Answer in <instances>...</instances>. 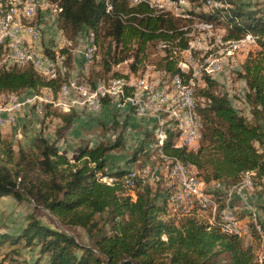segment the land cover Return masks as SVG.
Masks as SVG:
<instances>
[{
	"label": "trees",
	"instance_id": "16d2710c",
	"mask_svg": "<svg viewBox=\"0 0 264 264\" xmlns=\"http://www.w3.org/2000/svg\"><path fill=\"white\" fill-rule=\"evenodd\" d=\"M9 1L0 0V6L8 8ZM50 1L56 5L58 27L66 44L57 50L41 47L49 56L62 57L65 70L48 78L30 64L1 66L0 105L5 104L4 96L30 92L38 99L42 96L39 93L47 89L58 99L61 87L70 80L74 47L85 29L89 45L94 46V57L87 62H91L89 72L79 81L87 83L90 77L91 87L112 79L128 81L130 76H138V71L147 64L164 76L166 71L174 74L170 76L171 84L176 76L181 79L180 67L189 64L181 63L179 67V54L192 52L184 50L191 49L192 40L187 38L192 30L191 19L183 22V18H175L165 10L153 14L151 4L137 5L127 0ZM186 1L188 6L193 5V14L218 30L222 26L225 40L251 35L257 42L259 48L248 54L239 73L248 87L246 100L253 120L234 108L228 93L218 92L219 80L203 64L200 73L202 69L205 73L199 85L195 74L185 69L186 81H181L182 85L194 89L197 82L194 97L197 115L203 120L200 146L196 150L174 147L181 127L166 114L161 126L165 127L164 134L158 128V138L154 134L149 145L154 151L151 159L159 158L160 150L174 161L192 165L204 185L218 182L221 187H233L247 173L264 178V11L246 9L233 0ZM124 63L128 75L114 70ZM123 88L120 86L117 91ZM41 113L47 118H58L64 127H70L79 117L76 109L63 111L52 103L46 104ZM122 142L123 134L114 144L82 145L75 158H69L57 140L46 137L44 130L32 153L24 148L16 152L12 139L0 132V196L34 201L63 226L82 227L94 239L92 245L81 244L68 232L31 215L21 234L2 235L0 245L10 241L38 246L50 264H264L259 252L262 237L253 225L251 238L255 236V242L258 240L257 253L256 243L224 227L221 229L219 214L216 222L211 223L212 213L197 206L189 214L173 213L168 183L164 187L161 181L152 185L141 179L133 189L128 186L129 178L124 177L128 170L107 171L106 155ZM143 149L141 146L140 150ZM215 194L220 211L229 195L224 203L223 194ZM235 213L241 224L250 220L251 225L248 210L235 207ZM109 225V231L105 232ZM262 244L264 247L263 240Z\"/></svg>",
	"mask_w": 264,
	"mask_h": 264
},
{
	"label": "rangeland",
	"instance_id": "374dc122",
	"mask_svg": "<svg viewBox=\"0 0 264 264\" xmlns=\"http://www.w3.org/2000/svg\"><path fill=\"white\" fill-rule=\"evenodd\" d=\"M233 1L249 10L251 9L264 11V0ZM38 3H45V7H41L38 10V13L35 14L32 19L26 20L24 18L28 17L21 16L22 21H19L20 23L24 22L23 24L27 26H37L41 33V37L39 38L40 40L35 41V45L33 42L34 40H32L29 35H26L25 39L26 37L28 38L26 45L32 43L34 45L33 47H37H35L36 49H38V47L41 45H46L52 48V50H57L64 44H66V42L63 38L62 31L58 27V12H56V5L50 0H39ZM192 9V4L185 8L187 14L189 16H192L189 17V19L193 21L192 25L197 24V21H205L197 15L193 14ZM196 11H200V8H196ZM222 34H224V29L222 26L219 30L215 27V25L213 30H206L199 26L196 29L194 35L187 38L189 40H192L191 46L199 44L202 48L197 49L194 52L180 53L179 56L181 60L179 62V67L181 63L193 64V69H190V72L192 74H198V77L196 79L198 80L199 77H201V64H203L207 72L214 78V72H211L208 69V65L206 64V62H208V60H210L212 57L220 60L221 64L228 63L227 71L217 76L220 84L216 89L220 93H228L234 108L238 112L246 116L249 120H253L251 106L246 100L248 87L246 81L239 76V73L241 72L243 62L245 61L248 54L250 52H256L259 47L257 48V42L255 43V39L251 35H247V37H252V42L246 41L240 45L234 43V41L238 40H225ZM202 36H210V39L202 41ZM247 37L240 40L245 41ZM90 43L91 42L88 37L87 30L85 29L77 38V43L73 51L75 62L73 64V67L70 68V80L69 82L64 83V85L73 86L72 94L74 95H84L89 93L91 100H103L102 90H96V88L91 87L92 80L90 79V77L87 80V84L89 86H86V83H81L79 81V79L82 80V76H86V74L90 70L91 62L87 63L84 60L85 53H83ZM30 44L28 46L32 45ZM158 49L160 50L161 48ZM44 55L47 54L44 53ZM57 57L63 59L60 56ZM81 58L82 61H84L82 64V68L81 63H79V60ZM61 68V72L65 70L63 60H61ZM55 70H57V66ZM114 70H117L123 74H129V69H127L126 63L116 66ZM204 73L205 71L202 73V77ZM163 74L164 73L156 70L151 64H147L144 69L138 71V76H130L128 78V81L131 80V82L136 83L139 79H146L150 88L158 89L159 86H163L164 84ZM115 80L116 79H112L107 82H102L104 88H111V92H113L115 90L117 91L120 86L121 88L124 87L121 84H116L117 81ZM197 82H194V94ZM111 92L109 90H106V97L110 100H113V103H119L120 97ZM118 92L120 93V91ZM129 93L130 90H128L127 95L124 97L127 98ZM39 94L46 96L47 99L45 101L40 100L41 97L37 99V95L31 94L30 92H25L23 94L17 95V100H27L31 98L33 101H25V109L24 104H16L17 107L12 108L11 113L18 114V111H20L18 122L15 125H5L0 130V132L12 139L16 152H18L20 148H24V150L30 153L34 152L35 142L37 138L42 134L43 130L48 139L58 141L62 152H64V154H66L69 158H75L78 153L79 147L82 145L89 144L90 146L94 147L101 142L114 144L117 142L121 134H123L122 145L120 144L119 147L115 148L113 151L109 152L106 155L105 160L107 171H127L131 169V172H138V167H141L150 160L162 162V159L160 157L157 159H151L154 151L150 149V143L154 141V134H156L158 138L159 123L161 126L164 123V115H166V113H164L165 111H155L153 109H149L147 113H140L136 111V116L138 118L134 120V118L132 119V117H134L132 116L133 114L130 115V113L125 112V110H117L113 106L108 105V100H105V105L101 111L93 113L87 110H91L92 108H94V101L85 99L70 100L75 96L72 95L70 98V94H68L67 91H60V96L58 99H54V96L49 91V89L44 90ZM171 94H173L171 95V97L174 96V92H172ZM6 98L9 100L8 96H4L3 102L4 100H7ZM39 101L40 103L42 102L44 104V107L46 104L52 103L55 107H58L63 111L76 109L79 113V117L74 121L73 125H71L70 127H64L63 123L58 118H47L41 113L43 110L38 113L37 110L33 108V102L37 104ZM8 103L9 102H5V104H1V106H5ZM151 106H154V104H152ZM127 108L129 110H136V108L129 106L128 104ZM52 111L53 110H51V112ZM143 119L146 121H144ZM156 119H159V123L156 121ZM125 123L126 127L124 126ZM141 146H143V150H140ZM160 152L162 151L159 150L158 154H160ZM244 176H249L248 186H243L240 184L234 185L230 192L231 195L227 192H222L218 189H214V185L212 184H203L202 192L205 195H212L216 200L217 198L215 193L220 192L223 194L224 203L227 199V196L229 195V198L230 200H232L233 204L236 198L241 201L239 202L240 205L242 203L247 207V210L248 205L241 198L249 194V204L255 207L257 211H254L255 213L250 212L251 225L249 223L250 220L247 224L242 220L243 226L246 230V234L243 237H245V240L256 243L257 253L258 240L255 242V236L251 238V226L253 225V227L256 228V222H258V225L260 224L262 227H264V221H261L260 215L258 214V210L264 212V178L257 177L255 173H247ZM244 176L240 182H243ZM148 179L152 185L161 181L163 182L164 187H166V184L168 183V178L166 176H162L161 180L159 179L158 181L153 182L152 178ZM171 188L172 186L170 187V189ZM219 206L220 204L218 201V210L216 212V215H220V211L222 210L221 209L219 211ZM170 209L173 213L179 215H185L191 212H183V210L181 209H174L173 207H171V205ZM31 215L38 217L44 223H47L54 227H58L68 232L69 234L73 235L81 244L92 245L94 242V239L87 233L84 228L65 227L50 211H48L44 207H37L34 201L30 202L26 199L23 201H19L12 196H0V240L2 239L1 236L4 234H8L11 236H18L19 234H21ZM254 217L256 218V221L254 220ZM109 229L110 225L105 228V232H108ZM163 238L166 239V236L164 235ZM259 246L261 259L264 262V247L262 244V240L260 241ZM36 263L50 264L47 255L41 254L40 247L26 246L24 242L12 244L10 241H4L2 245H0V264Z\"/></svg>",
	"mask_w": 264,
	"mask_h": 264
},
{
	"label": "built area",
	"instance_id": "2783aa9c",
	"mask_svg": "<svg viewBox=\"0 0 264 264\" xmlns=\"http://www.w3.org/2000/svg\"><path fill=\"white\" fill-rule=\"evenodd\" d=\"M127 1L129 3H137V5L152 4L153 14H158V12L164 11V6L166 4L165 2H162V0H127ZM19 7H26V14H37L38 10L41 7L42 8L45 7V3L43 4L38 3V0H15V10H13V16H8V21H0V28H3V35H0V37H7V44L4 47H0V54H6L7 63H15L20 66L28 64V62L25 60V53H35V56H44V63L38 64V66L45 67L46 69L49 68L50 66H57V76H58L62 70L61 60L63 59L58 58L57 56L52 57L49 55H44V51L41 46H39L38 49H31V51H24L25 43L13 42V35H20V33H17L16 31H14L13 33L5 32V25H7L8 22L21 21V15H19ZM184 7H188V5H186L185 3ZM0 8H5V6H0ZM171 15H173L175 18H183V22L187 18H189L185 16H175L173 11ZM197 23H204V22L197 21ZM33 35H35L36 37H41V33L33 34ZM207 39H210V36H202V41ZM246 41H248L247 38ZM198 46L199 45L191 46V49H184V50H192V52H194L197 50ZM87 50H92V49H89L87 47ZM87 50L83 52L85 53V61H87ZM83 62L84 61H81V68ZM227 65L228 63L217 64L215 69L211 71L214 72V79H217L218 75L227 71ZM180 69H182L181 81H186L185 69H193V64H185L184 66H181ZM172 75L174 74H171L170 72L166 71L165 76H163L164 84L163 86L158 87V95H142V104H137L136 110H129L127 108V101L130 100L126 97L120 98V103H113V100H110L109 98L106 97V90H111V88H104L102 82H98L97 85L92 88H96V90H102L103 100H91L89 93L84 95H74L72 94L73 86H62L61 91H67L68 94H70V98L72 95L75 96L70 100L85 99V100L94 101V108H92L91 110H87L89 112L96 113L101 111L105 105L104 104L105 100H108V105L113 106L117 110H129L136 116V111L146 109V107H144L145 99H153V101L166 100L169 102V95H172L171 87H170V76ZM201 81H202V70H201V77H199L198 85ZM86 86L89 85L86 83ZM25 101H33V100L31 98L27 100H4V102H12L13 107L14 104H24V109H25ZM173 107L175 110H179L182 116H184V130H180L179 136L178 138L175 139L174 143L182 145V135H190L191 138L193 139L194 147L200 146L199 137H203V120L199 118V126L197 127H190V124L188 123L189 113L198 114L196 108V97H191V95H183V106L173 105ZM33 108L37 110L34 102H33ZM19 112L20 111H18V114H11V112H0V125H15L18 122ZM156 121L159 123V119H156ZM164 128L165 127H161L159 123V131L163 132V134H164ZM162 176H166L168 178L167 179L168 186H176V195L174 196L172 207H177L178 209H182L183 206H197V207H202L207 211H210L211 213L210 202H214L212 200V195H200V187L203 186V179L199 176H191V174H188L187 172L183 171L182 168H176L171 164H168L167 162H156L154 160H150L141 167H138V172H131V169H129L127 171V175H125L124 177L129 178L128 186H133L134 189L138 183H141V179H146V178L162 179ZM248 178L249 176H244L243 182H238L237 184L248 186ZM213 188L219 189L222 192H227L230 194L232 185L227 187H219L217 182V184H215ZM241 199L244 200V202H246V204L248 205V213L252 211H257L255 207L249 204V200H248L249 194L245 195ZM234 215H236V213L234 212V204H233L231 205L229 211L227 212L226 217L233 218ZM211 221L212 223L216 222V219L213 218V214H211ZM222 227L225 226H221V229Z\"/></svg>",
	"mask_w": 264,
	"mask_h": 264
},
{
	"label": "bare ground",
	"instance_id": "6f19581e",
	"mask_svg": "<svg viewBox=\"0 0 264 264\" xmlns=\"http://www.w3.org/2000/svg\"><path fill=\"white\" fill-rule=\"evenodd\" d=\"M38 2H39V0H38ZM162 2L166 3L164 6L165 11H168L171 13L173 11L175 16L192 17V16H189L187 14V12H186L187 9L185 10L186 7H184V4L186 3V5H189L186 0H162ZM13 10H15V0H10L8 8H0V21H8V16H13ZM19 15L24 16V17H28V18H32L35 14H26V7H19ZM21 21H22V18H21ZM201 22H204L207 24L197 23V24L192 25V27H191L192 30L190 31V33H188V35H187L188 37H192L194 35L196 29L199 26H201L203 29H206V30H213V28H214L213 24L208 23L206 21H201ZM23 23H20L19 21L8 22L7 25H5V32L6 33H13L14 31H16L17 33H20V35H13V42L25 43L24 44V51H31V49L37 48L36 46H35L36 48L33 47L35 45V41L40 40L39 39L40 37H36L33 34H39L40 30L37 26H27V25H24ZM0 35H3V28H0ZM26 35H29L32 38V40H34L33 41L34 45L32 43H31L32 45L29 43L31 46H28L29 44L26 45L27 41H28L27 37H26L27 40L25 39ZM32 40H31V42H32ZM247 40L252 42V37H249V38L247 37ZM244 42H246V39H245V41L244 40L234 41V43L240 44V45ZM6 44H7V37H0V47H4ZM196 45H199V44H196ZM192 46H195V45H192ZM88 48L92 49V50H87V48H86V50H87V61L86 62H89L94 57V46L89 45ZM201 48L202 47L199 45L197 49H201ZM25 60L28 62L27 65L30 64V65L34 66L35 69L40 71L41 74L45 75V77L49 78V77H54L56 75V71H57V70H55L56 66H50L47 69L45 67L38 66V64L44 63V56H35V53H25ZM84 60H85V54H84ZM219 61L220 60L216 59L215 57H212L210 60H208V62H206V64L208 65V69L210 71L214 70L215 67L217 66V64H221V61L220 62ZM5 64H12V63L6 62V54H0V67L5 65ZM195 77H198V74H195ZM116 84H119V85L121 84L125 88L121 89L120 93L116 90L113 92H111V90H109V91L111 93H114L115 95H118L120 98H123L124 96L127 95L128 90H130V93L128 94V97H127L130 101H127V104L129 106L136 108V109H137V104H142V95H158V89L150 88L148 86L146 79H139L136 83L131 82V80L121 81V82L117 81ZM139 86H141V87H139ZM170 87H171V93L174 92V96L171 97V95H169V102L166 100H154L153 101V99H145L144 100V107H146V109L138 110V112L147 113V111L149 109H153L155 111H159V110L165 111L164 113L170 114V116L172 118H174L179 123L181 130H184V116H182V114L180 113L179 110H175L173 105L183 106V95H191V97H194V89H193V87L183 86L181 83V79L178 76H176L172 80ZM8 97H9V100H17L18 99L17 95H15V94H11ZM46 99H47V97L42 95L40 100L45 101ZM119 103H120V100H119ZM152 104H154V106H151ZM35 106L37 108L38 113L44 109V104L42 102L41 103L38 102ZM14 107H17L16 104H14ZM14 107H13L12 102H9L5 106L0 105V112H11L12 108H14ZM198 116L199 115H197V113H189L188 123L190 124V127L199 126V118L200 117H198ZM4 126L5 125H0V128H3ZM200 139H201V137H199V142H200ZM174 147H176V148L187 147L188 149H192V150H196V148H198V146L194 147L193 139L191 138L190 135H182V145L175 143ZM159 157L162 159V162H167L168 164H171L172 166H174L176 168H182L183 171L187 172L188 174H191V176H198L196 173V168L192 165H187V164H183L179 161H174L162 152H160ZM146 179L149 181L148 178H146ZM158 180L159 179L152 178V182L158 181ZM149 183H150V181H149ZM172 188H173V186H172ZM175 195H176V186H174V188L171 190V193H170L169 204L171 205V207L173 205V199H174ZM200 195H205L201 189H200ZM212 200L214 202H210V209H211V212L213 213V218L215 219L216 212L218 210V201L213 196H212ZM227 203L228 204L220 211V218H221L222 224H223V226H225L224 228L227 229L229 232H231L237 236L243 237L246 234V230L242 226V224H241L240 220L237 218V216L234 215L233 218L232 217H226L227 212L229 211L231 205H233V202H232V200H230V198L228 199ZM193 207L194 206H184L181 210H183V212H190L191 210H193ZM173 208L178 209L177 207H173ZM200 208L203 210H206L202 207H200ZM234 212H235V207H234ZM257 223L258 222H256V228L255 229L258 232V234L262 237V240L264 241V227H262L260 224L258 225Z\"/></svg>",
	"mask_w": 264,
	"mask_h": 264
},
{
	"label": "crops",
	"instance_id": "0c3cea01",
	"mask_svg": "<svg viewBox=\"0 0 264 264\" xmlns=\"http://www.w3.org/2000/svg\"><path fill=\"white\" fill-rule=\"evenodd\" d=\"M40 45H41V44H40ZM81 61H82V58L79 60V63H81ZM125 112L130 113V115L133 114V113L130 112L129 110H125ZM132 116H134V117H132V119L134 118V120H136V118H138V117L135 116L134 114H133ZM129 117H130V116H129ZM129 117H128V119H129ZM140 119H141V118H140ZM143 120H144V119H143ZM144 121H146V120H144ZM218 186L221 187L219 184H218ZM200 189L202 190V187H200ZM230 195H231V194H230ZM237 198H238V197H237ZM239 202H241V201L235 198V201H234V205H235V207L238 208V209H242L244 212H247V210H246L247 207L244 206L242 203H241V205H240ZM252 213H255V212L252 211ZM258 214L260 215V219L264 221V212L261 211V210H258ZM254 220L256 221V218H255V217H254ZM242 226H243V224H242ZM243 227H244V226H243Z\"/></svg>",
	"mask_w": 264,
	"mask_h": 264
}]
</instances>
